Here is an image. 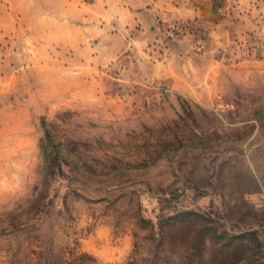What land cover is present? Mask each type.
<instances>
[{
    "label": "rangeland",
    "instance_id": "1",
    "mask_svg": "<svg viewBox=\"0 0 264 264\" xmlns=\"http://www.w3.org/2000/svg\"><path fill=\"white\" fill-rule=\"evenodd\" d=\"M264 0H0V264H261Z\"/></svg>",
    "mask_w": 264,
    "mask_h": 264
},
{
    "label": "crops",
    "instance_id": "2",
    "mask_svg": "<svg viewBox=\"0 0 264 264\" xmlns=\"http://www.w3.org/2000/svg\"><path fill=\"white\" fill-rule=\"evenodd\" d=\"M263 245H264V238H263ZM261 264H264V259H263V262Z\"/></svg>",
    "mask_w": 264,
    "mask_h": 264
}]
</instances>
